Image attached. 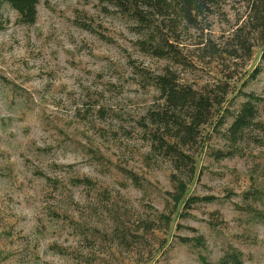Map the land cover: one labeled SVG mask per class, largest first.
Returning <instances> with one entry per match:
<instances>
[{
    "label": "rangeland",
    "instance_id": "374dc122",
    "mask_svg": "<svg viewBox=\"0 0 264 264\" xmlns=\"http://www.w3.org/2000/svg\"><path fill=\"white\" fill-rule=\"evenodd\" d=\"M247 4L227 0L205 33L231 31ZM38 10L33 24L7 3L0 13V264H202L235 248L264 264V100L230 129L248 99L240 88L264 97L261 44L230 81L232 116L218 126L215 114L185 147L193 162L177 167L162 146L174 138L152 121L166 109L155 76L170 66L210 88L229 67L196 60L198 30L182 32L190 62L176 65L143 51L131 19L100 0H40ZM179 178L184 199L211 202L176 205ZM197 235L205 246L182 240Z\"/></svg>",
    "mask_w": 264,
    "mask_h": 264
},
{
    "label": "trees",
    "instance_id": "16d2710c",
    "mask_svg": "<svg viewBox=\"0 0 264 264\" xmlns=\"http://www.w3.org/2000/svg\"><path fill=\"white\" fill-rule=\"evenodd\" d=\"M246 1V16L238 19L231 31L216 38L212 32L206 34L204 31L210 29L212 24L207 17L215 14L216 9L220 10L227 0H100L106 7L115 8L120 14L131 19L132 28L139 34V44L146 53L167 59L176 65H184L190 59L186 55L187 44L181 34L186 30L195 29L199 32L194 43L196 60H221L222 65L229 66L221 73L222 83L210 88H197L181 82L176 70L170 66L155 76V86L159 89L166 109L152 113V121L158 124L160 130L164 129L169 138H174V141L163 138L162 146L175 157L177 167L193 162V157L186 153L185 147L196 142L202 127L209 123L215 114L218 115V126H223L226 119L232 116L230 109L223 107L228 101V94L231 93L230 81L236 78L239 63L245 64L252 57L257 44L262 46L261 59L264 61V0ZM39 2L40 0H0V13L7 3L18 13L20 23L33 24L37 19ZM3 27L4 22L0 16V30ZM260 71L259 66L254 68L241 86H246L251 79H255ZM239 94L247 96L248 99L241 104L232 121L230 129L233 133H238L251 122L257 110L255 102L264 100V97L248 93L242 88L237 96ZM170 124L175 128L174 133L169 131L172 127ZM176 187L177 190L172 193L176 205L184 201V205L191 206L199 201L212 200L207 196H191L184 199L187 184L183 179H178ZM182 240L205 246L202 235L182 237ZM199 261L202 264H245L242 252L236 248L225 253L219 262H213L203 254L199 256Z\"/></svg>",
    "mask_w": 264,
    "mask_h": 264
}]
</instances>
